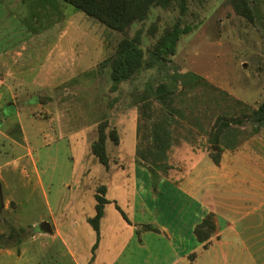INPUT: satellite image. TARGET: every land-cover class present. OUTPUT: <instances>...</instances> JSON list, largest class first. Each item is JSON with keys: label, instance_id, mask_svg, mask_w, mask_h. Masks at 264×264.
Here are the masks:
<instances>
[{"label": "rangeland", "instance_id": "1", "mask_svg": "<svg viewBox=\"0 0 264 264\" xmlns=\"http://www.w3.org/2000/svg\"><path fill=\"white\" fill-rule=\"evenodd\" d=\"M249 2L252 20L236 13L229 0H173L168 7H151L125 32L137 37L145 59L166 30L178 25L189 31L180 34L167 59L114 81L108 57L120 32L65 0H0V91L10 88L20 113L38 118L16 116L3 94L0 241L10 246L0 247V264H74V258L86 264L96 253L97 262H110L117 250L107 244L110 210L101 237L88 220L95 213L96 187L107 181L90 150L103 120L106 134L119 130L126 156L133 150L136 126L141 138L153 137V126H169L171 138L210 149L212 134L225 118L229 124L219 131L221 143L233 146L254 135L264 140V120L250 118L264 100V0ZM35 94L40 104H25L31 95L34 102ZM54 114L63 127L40 121ZM20 120L24 147L10 139ZM112 143L107 136L105 145L117 150ZM28 148L31 153L25 155ZM125 193L126 216L132 196ZM258 193L257 208L237 227L244 242L235 246L264 264V178ZM6 195L11 200L3 209ZM224 214L222 220L237 216ZM44 221L58 235L43 232ZM156 236L135 230L115 264H151L159 247Z\"/></svg>", "mask_w": 264, "mask_h": 264}, {"label": "crops", "instance_id": "2", "mask_svg": "<svg viewBox=\"0 0 264 264\" xmlns=\"http://www.w3.org/2000/svg\"><path fill=\"white\" fill-rule=\"evenodd\" d=\"M0 83H3L2 78ZM3 94L9 101L7 106L15 111L16 116L24 114L31 121L38 119L26 110L20 113L10 88L7 92L0 91V134L7 122L4 116L7 107L1 104ZM35 95L34 102H31V95L25 104H40V96ZM40 121L49 122L50 126L58 122L56 125L63 127L56 115ZM14 123L17 135L10 136V139L15 145L24 147V125L21 120ZM137 127L133 150L126 152L127 156L121 154L123 146L119 130L118 141L112 143L118 149L109 150L106 145L108 164L103 166L107 181L103 184L107 202L99 223V236L103 217L110 210L107 244L117 245L107 264L118 261L135 230L157 235L159 247L154 249L151 264H257L251 251L236 250L235 244L244 242L237 227L248 221L245 217L257 208L259 178H264V140L254 135L229 146L221 143V138L217 144L209 141L210 149H207V145L191 140L171 138L172 128L169 126H153L150 129L153 137L145 138L140 137ZM136 150L139 161L135 159ZM30 153L28 148L25 155ZM32 165L36 168L34 162ZM125 192L132 196L126 216L122 204ZM10 200L6 195L3 209L8 207ZM224 212L237 216L222 220ZM208 213H213L215 229L207 239L199 241L194 229ZM46 223L44 221L45 226ZM51 228L48 225L43 232L53 233ZM122 232L130 234L123 236ZM53 235H58V231ZM139 240L138 245H143L142 239ZM228 245L229 251L226 250ZM97 259L98 253L86 264H102ZM74 264L85 263L74 258Z\"/></svg>", "mask_w": 264, "mask_h": 264}, {"label": "trees", "instance_id": "3", "mask_svg": "<svg viewBox=\"0 0 264 264\" xmlns=\"http://www.w3.org/2000/svg\"><path fill=\"white\" fill-rule=\"evenodd\" d=\"M71 3L77 9L86 15L97 19L108 28L121 33L117 40L114 52L108 57L110 65V77L117 81L128 79L135 75L144 67H149L155 60L167 59L168 55L174 54L176 43L181 33L189 31V27L180 28L175 25L173 28L165 31L156 41L153 49L150 51V57L144 58V52L139 44L137 37H130L125 34L130 25L136 20L144 18L148 10L153 6L168 7L173 0H65ZM234 11L245 16L247 19H253V11L249 0H229ZM250 118L255 121L264 120V100L254 108ZM229 124V120L222 118L218 129L215 130L211 137V142L217 144L219 140V131ZM107 121L103 120L98 126V136L90 145V150L104 166L108 164V153L105 145L106 137L110 136L114 142L118 141L116 130L110 129L106 134L105 126ZM217 161L218 158L215 157ZM95 213L88 217L89 222L99 236V223L104 213V205L107 202L105 197V186L99 184L96 187ZM215 229L213 213H208L195 226V233L199 241H204ZM13 231L9 233L11 236ZM17 242H20L17 238ZM7 243L0 241V247H9Z\"/></svg>", "mask_w": 264, "mask_h": 264}, {"label": "water", "instance_id": "4", "mask_svg": "<svg viewBox=\"0 0 264 264\" xmlns=\"http://www.w3.org/2000/svg\"><path fill=\"white\" fill-rule=\"evenodd\" d=\"M47 225V224H46ZM48 226V225H47Z\"/></svg>", "mask_w": 264, "mask_h": 264}]
</instances>
